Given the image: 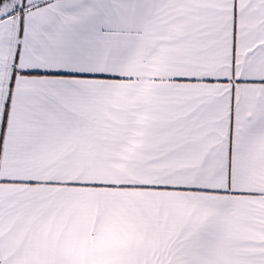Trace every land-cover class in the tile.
<instances>
[{"label": "snow or ice", "instance_id": "6c2138e0", "mask_svg": "<svg viewBox=\"0 0 264 264\" xmlns=\"http://www.w3.org/2000/svg\"><path fill=\"white\" fill-rule=\"evenodd\" d=\"M0 264H264V0H0Z\"/></svg>", "mask_w": 264, "mask_h": 264}]
</instances>
